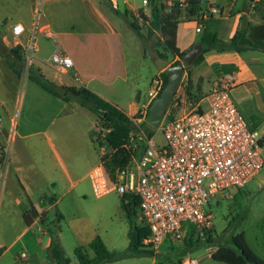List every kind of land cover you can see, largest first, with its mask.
I'll use <instances>...</instances> for the list:
<instances>
[{"label": "crops", "instance_id": "1", "mask_svg": "<svg viewBox=\"0 0 264 264\" xmlns=\"http://www.w3.org/2000/svg\"><path fill=\"white\" fill-rule=\"evenodd\" d=\"M254 1L256 0L249 2L244 0L240 5L241 9H235L237 0H198L192 4L194 9H204L207 3L215 4L222 8V14L209 16L203 21L202 30L199 32L195 30L194 17L179 21L176 26V46L180 51L186 52L195 43L200 42V36L206 30L215 32L217 37L222 40H227L238 28L243 17L247 18L252 25L262 23L263 19L260 18L263 16L257 15L251 9L255 5ZM159 3L162 4L164 10L168 9L165 0H160ZM123 5L124 12L127 14L128 8L132 18L131 7L140 8L142 6ZM107 7L112 8L107 0H0V63L4 65L8 73V76L5 74L2 81L16 84V80L20 77V74L8 65L13 59L11 49L20 46L21 51L23 50V46L29 38L35 14L39 11V25L34 35V58L36 57L50 67L49 73L52 78L50 81L56 85L84 86L122 109L117 102L123 100V96L126 95V90L129 88L124 37L117 19ZM150 9L151 2L146 11V16L149 18L151 16ZM114 13H119V7L114 9ZM133 21L137 23V21ZM17 22L24 26L19 41L15 40L11 31V25ZM46 46L50 48L51 53L58 48L69 55L73 66L65 73L57 71L49 60L50 55L43 59L42 54L39 53ZM177 59L180 58L175 55L171 62ZM223 63L235 65L237 70L224 73L221 69ZM30 66L37 73L43 74L38 66ZM257 67L261 70L260 72H264V60L257 54V50H247L241 53L228 50H209L204 54V58L199 64L190 68L191 94L196 100L195 105H202V101L206 100V93L215 80L228 79L234 83V87L243 83H253L257 84L258 89H255V94L253 93L257 103L252 110V116L257 120L264 118V87L258 82ZM159 72L161 70L157 69L156 73ZM73 75L76 77L73 78ZM7 78L8 80H6ZM32 81L40 87L34 80ZM40 89L43 92L36 91L33 106L44 103L45 107L56 108L51 117H49V110L45 109L35 112L33 117L30 114L23 123L18 122V109L25 99V94L18 97L16 91H13L14 101L0 97V116H2L0 146L6 144L13 119L16 125L7 164L4 169L0 166V212L3 210L7 215L12 214L20 217L18 233L14 239L6 246L2 242L0 243V262L7 251L20 241V237L26 235L33 224L42 221V218L44 221L49 216L52 208L58 211L60 206L66 208L63 205L65 196L71 194L69 198L75 199L83 194L81 183L87 178L90 168L100 158L95 141L100 127L96 115L78 103L68 106L71 101L53 95L41 87ZM128 96L130 98L127 103L128 110H122L130 116L138 111L146 95L142 96L141 92L137 90L135 93H129ZM181 96L182 99L189 97L184 89ZM12 102L15 103L12 105ZM81 107L92 113L93 118H90L88 114H84V118L79 117L78 111H81ZM39 118H41L40 121ZM259 134L262 136L263 142L264 126ZM43 136L47 140L46 143L41 141ZM87 137L91 139L97 156L92 154ZM15 178L18 180L22 192L17 186ZM29 204L34 207L37 216L32 223L27 224L23 219V212ZM47 231L49 232V230L42 229L41 235ZM41 235L36 234L35 236L42 238ZM56 236L58 238V235ZM94 236L90 237L88 242ZM51 239L52 236L49 234L45 243H42L32 234L22 244L26 249H29V255L27 251L21 249L20 251L24 252L25 256L20 257L21 252L17 249L13 256L23 259L27 264L29 259L31 264H39L40 261H43V248L48 247ZM104 243L106 244L105 241ZM145 248L150 249L152 253L156 251V246ZM212 252L210 253L211 258L218 261L212 257ZM191 259L195 260L194 263H191ZM155 262L156 260L153 258V263ZM181 262L182 264H200L197 258L189 254L184 255Z\"/></svg>", "mask_w": 264, "mask_h": 264}, {"label": "built area", "instance_id": "2", "mask_svg": "<svg viewBox=\"0 0 264 264\" xmlns=\"http://www.w3.org/2000/svg\"><path fill=\"white\" fill-rule=\"evenodd\" d=\"M175 1L184 7L190 5L188 0H165V3L169 8ZM107 2L114 9L120 3H128L127 0ZM149 3V0H142L140 8L131 7L133 19L139 25L145 24ZM214 14L221 15L222 8L207 3L193 19L195 30L201 31L203 21ZM38 25L39 11L22 50L26 66L34 56ZM11 31L19 41L24 26L14 23ZM49 60L61 73L73 66L71 57L58 48L50 54ZM233 85L228 79L215 80L205 95L204 107L196 104L178 116L166 110L157 127L164 137V142L159 143L144 128V123L149 124L146 119L148 105L164 86L161 73H156L149 82L145 100L138 111L129 116L135 125L128 138L134 154L127 165L112 173L105 168L106 155L110 153L105 139L107 129L99 125L95 141L100 158L88 172L92 191L96 196L110 190L137 196L139 219L149 231L142 243L148 247L154 248L166 237L181 240L184 222L191 223L195 233L205 237L212 226V214L204 208L209 199L215 195L228 196V189L243 187L261 171L264 162L262 136L249 126L234 103L230 93ZM15 127L13 119L6 143L13 139ZM7 161L5 144L0 146L2 169ZM37 229L42 231L40 226ZM24 256L21 252L20 257ZM190 261L194 263L195 260Z\"/></svg>", "mask_w": 264, "mask_h": 264}, {"label": "rangeland", "instance_id": "3", "mask_svg": "<svg viewBox=\"0 0 264 264\" xmlns=\"http://www.w3.org/2000/svg\"><path fill=\"white\" fill-rule=\"evenodd\" d=\"M128 4L134 6H141L142 0H127ZM244 0H237L235 9H241V3ZM248 2L250 0H247ZM255 5L251 8L256 14L263 16L262 21L264 22V0L254 1ZM124 3L119 5V13H114V9L109 11L115 16L118 24L122 28L125 52L127 58V68L129 75V88L126 90V95L123 96V100L117 102L123 110H128V100L130 99L128 94L135 93L137 90L141 92L142 96H145L148 90L149 82L151 78L156 74L157 67L154 62V58L159 56L160 53H165L166 58L170 63L173 59L171 53L166 52L163 48L160 40V33L157 31L151 36L147 35V26L142 24L141 32L143 36H139L136 30L132 27L133 18L129 15L128 8L127 14L124 12ZM259 19V20H260ZM260 21V22H262ZM262 22V23H263ZM263 33H256V37L263 36ZM42 54L43 59H46L50 54V48L47 46L39 51ZM260 58L264 60V52L257 51ZM182 61V58L180 59ZM199 63H190L185 65L186 68H191ZM38 66L44 74V78L49 81L52 79L49 73L50 67L42 63L39 59L34 56L31 58L30 63L26 66L23 63L21 68L20 77L15 83L4 82L5 74L8 73L2 63H0V97L8 101L13 100V91H16L18 97L25 94L23 103L18 109V122H25L29 115L34 116L35 112L48 109L49 117L54 115L56 108L45 107L44 103H38L34 105V96L36 91L42 93V89L38 87L30 78L31 74L39 76L32 66ZM258 82L264 87V72L256 68ZM42 74V75H43ZM186 71H184L179 88L176 91L173 102L168 105L169 111L173 115H181L187 112L195 105V99L183 98L181 92L186 82ZM8 80V78L6 79ZM15 84V85H14ZM231 88V96L234 103L238 107L239 111L249 124V126L259 133H261L264 126V118L254 119L252 116V110L255 108V95L253 93L255 89H258L257 84L248 83L234 85ZM255 94V93H254ZM32 98V99H31ZM32 100V101H31ZM70 104H76L74 100ZM15 102H12V105ZM31 103V104H30ZM24 104V105H23ZM30 104V105H29ZM206 105V100L202 101V106ZM24 106V108H23ZM26 106V107H25ZM30 106V110H29ZM13 107V106H12ZM28 111V112H27ZM1 112V110H0ZM84 114H88L90 118H93V114L81 107V111H78L79 117L84 118ZM39 121L41 118L38 119ZM57 120V119H56ZM253 123V124H252ZM261 123V124H260ZM144 128L150 131L157 142H164V137L157 127H152L149 124L144 123ZM46 143L47 140L43 136L41 140ZM54 141L55 138H54ZM87 142L90 145L92 154L97 156V152L93 146V143L89 137ZM6 149L8 156L11 153V142L6 143ZM261 152L264 160V141L261 145ZM17 186L22 192L21 186L15 178ZM83 194L75 197V199L69 198V195L63 199V205L60 206L59 211L52 208L49 212V216L44 221H39L31 226L30 230L20 237V241L16 243L12 249L2 257L0 264H27L23 259L14 258V252L19 249H24L29 255V249H26L22 244L26 241L28 236L33 234L35 239L39 242L45 243V240L50 236L58 235V241L64 251V254L70 258V264H79L77 256L73 253V248L77 245L82 246L89 255L93 254V251L87 246L88 239L93 235H99L104 239L107 246L115 250L118 253L125 252L128 236H127V219L123 208L121 207V194L116 190H110L109 192L96 196L91 188L90 179L87 176L81 183ZM229 193L226 195H215L211 197L208 204L204 206L205 210L212 214V226L211 235L216 239V243H229L233 235L238 232H243L246 242L255 251L256 254L264 258V162L261 171L250 179L243 187L230 188L227 190ZM56 213V214H55ZM135 216L136 221L139 219ZM57 215V216H55ZM18 220L19 216L7 215L3 210L0 212V243L2 242L5 246L8 245L12 239L18 233ZM37 226H40L43 230H49L41 235L40 230H37ZM183 237L193 235L196 236L194 226L189 222H184L182 226ZM53 233V234H52ZM41 235L39 238L35 235ZM204 239V237H201ZM181 240L171 239L169 237L164 238L156 246V251L152 254H142L133 257L117 258L112 261V264H173L171 259H176L180 256L182 251ZM3 245V246H4ZM49 246V245H48ZM148 246V245H146ZM215 245L209 243H203L199 247L189 250L186 254H189L198 259L200 264H226L220 261H214L210 253L214 251ZM21 252V251H20ZM19 252V253H20ZM153 258L156 260L153 263ZM16 259V261H14ZM43 261L39 264H55V260L51 259L48 254V247L43 248ZM39 260V259H38ZM28 264H31V260H28Z\"/></svg>", "mask_w": 264, "mask_h": 264}, {"label": "trees", "instance_id": "4", "mask_svg": "<svg viewBox=\"0 0 264 264\" xmlns=\"http://www.w3.org/2000/svg\"><path fill=\"white\" fill-rule=\"evenodd\" d=\"M159 1L160 0H150L151 16L150 18L144 16L145 25L147 26V35L151 36L158 31L164 50L171 53L172 56L177 55L181 59L185 52L180 51L176 46V26L182 19H190L198 15L199 10L194 9L192 6V4L198 2V0H188L190 3L188 7H184L182 4L175 1L167 10L163 9ZM132 27L139 36H143L141 25L132 22ZM258 32L264 34V22L252 25V23L244 17L233 35L227 40H222L217 37L215 32L206 30L199 39L202 50L193 62L200 63L204 58V54L211 49L237 51L240 53L247 50L264 51V35L256 37V33ZM11 52L13 53V59L8 65L20 74L24 61L20 46L12 48ZM159 56L166 57V54L160 53ZM180 59L173 61V64L178 63ZM221 69L224 73H229L236 71L237 67L229 63H223ZM185 71L187 77L183 89L186 95L189 96L188 98H192L190 68L188 70V68L185 67ZM160 73L163 78V84H165L167 75L164 70H161ZM30 77L44 90L53 95L62 97L67 101L74 100L96 115L100 125L107 129L105 132V139L110 148V153L106 155L105 168L109 173H112L116 168L127 165L131 156L134 154V150L128 145V138L130 132L135 129V125L126 112L84 86L56 85L48 79H45L41 73H39V76L30 75ZM174 96L170 103L173 102ZM167 110H169V107H167ZM120 201L128 224L127 250L123 253H118L115 250L109 249L103 239L99 235H95L87 244L93 251L92 255H89L86 249L80 245L73 248V253L77 256L79 264H105L117 258L147 253L152 254L150 249L145 248L148 246L142 243L143 238L147 236L149 231L141 220L136 221L135 219V216H138L137 212L139 210L138 197L133 194L125 193L121 195ZM36 216L37 212L34 207L29 204L28 208L23 212L24 221L30 224ZM41 220L43 221V218ZM195 235L196 236H193L191 234L188 237H183L181 254L178 258L174 260L171 259V261L174 262L173 264H182V257L186 255L189 250L199 247L204 242L216 246L211 255L218 261L227 264H264V258L256 254L248 245L243 232H238L233 235L229 243H216V239L211 235V228L207 229L204 239H201L197 234ZM48 254L51 259L55 260V264H70V258L64 254L56 235L52 236L48 246Z\"/></svg>", "mask_w": 264, "mask_h": 264}, {"label": "water", "instance_id": "5", "mask_svg": "<svg viewBox=\"0 0 264 264\" xmlns=\"http://www.w3.org/2000/svg\"><path fill=\"white\" fill-rule=\"evenodd\" d=\"M201 50V43H195L184 53L182 61L176 64L170 63L166 57L156 56L154 58L157 69L164 70L166 73L167 81L159 94L151 100L147 108L146 119L152 127H158L168 105L179 88L185 65L192 63ZM107 264L112 263L108 262Z\"/></svg>", "mask_w": 264, "mask_h": 264}]
</instances>
